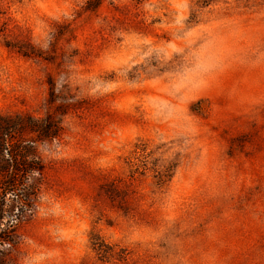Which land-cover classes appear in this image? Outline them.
<instances>
[{
    "label": "rangeland",
    "instance_id": "1",
    "mask_svg": "<svg viewBox=\"0 0 264 264\" xmlns=\"http://www.w3.org/2000/svg\"><path fill=\"white\" fill-rule=\"evenodd\" d=\"M3 7L0 113L61 127L7 264H264V0ZM139 144L176 161L163 185L129 178Z\"/></svg>",
    "mask_w": 264,
    "mask_h": 264
},
{
    "label": "trees",
    "instance_id": "2",
    "mask_svg": "<svg viewBox=\"0 0 264 264\" xmlns=\"http://www.w3.org/2000/svg\"><path fill=\"white\" fill-rule=\"evenodd\" d=\"M0 0V35L6 30L5 10ZM211 0H195L197 6ZM60 120L51 116L5 115L0 113V264H7L9 252L18 244L17 227L35 213L44 184L45 163L39 154L37 143L59 135ZM31 133L32 138H25ZM153 151L145 144L127 158L129 178L150 171L158 185L166 183L176 166L152 158ZM92 249L103 262L126 263V249L104 242L96 233H90Z\"/></svg>",
    "mask_w": 264,
    "mask_h": 264
}]
</instances>
